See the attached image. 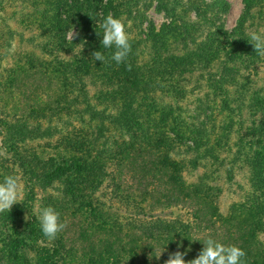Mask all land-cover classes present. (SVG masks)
<instances>
[{
  "label": "rangeland",
  "instance_id": "rangeland-1",
  "mask_svg": "<svg viewBox=\"0 0 264 264\" xmlns=\"http://www.w3.org/2000/svg\"><path fill=\"white\" fill-rule=\"evenodd\" d=\"M112 1L115 17L130 25L126 30L140 65L150 68L153 61L167 55L177 57L178 61L186 60L180 76L177 71L172 73L167 84L161 82L156 93L150 92V96H144L146 92H143L135 104H140L150 139L165 141L157 145L161 151L158 149L155 153L153 164L172 145L169 157L161 159L166 163L160 166L164 176L173 177L182 189L189 185L196 189L204 179L212 188L208 194L216 202L219 214L223 217L229 214V217L231 209L254 192L256 171L264 170V127L260 128L264 123V58L256 55L253 47L244 49L246 53H239L240 57L234 60L227 53L235 50V38H247L248 32L264 29V0H251L252 7L242 23L244 0ZM62 2L0 0V153H3L0 181L6 175L19 176L23 200L11 209L20 213L0 218V264H21L22 261L38 264L40 256L46 258L42 249H46L44 241L48 238L35 232L39 224L37 216L62 186L58 181L47 188L40 183H29L28 179L34 178L27 173L25 165V162L30 164L29 156L45 158L48 169L50 160L67 144L63 136L74 128L82 130L81 140L90 143L99 140V146L104 141L110 145L113 141H130V133L122 124L102 118L104 113L116 112L118 107L125 106L119 86L109 83L105 87L95 77L76 71V52L56 48L58 34L54 25L58 15L71 14L62 7ZM68 33L70 37L75 30ZM212 46L218 49L210 60L204 57V63H189L199 59L193 56L194 51L199 55L200 50ZM81 49L79 46L77 50ZM178 61L172 60V63ZM28 86H34L35 96L30 100L36 96L41 98L38 103L41 108L36 112L25 110ZM88 103L100 112L103 110L102 115L91 119V111L86 108ZM19 121L27 122L32 128L38 124L43 128L53 127L43 139H34V134L26 132L24 142L10 140L5 144L8 127ZM10 145L19 149L18 161L22 164L15 161V149L9 150ZM125 178L115 173L114 181L108 180L97 191V197L107 203L113 201L114 207L120 210L129 207V211H136L140 205H129L121 195V192L125 194L124 188L118 187L125 183ZM160 194L163 192H157L158 196L146 193L147 198L141 200V205L149 206L147 202L153 199L151 202L156 205L153 214L166 218L164 222L193 220L191 207L160 200ZM253 229L255 240L264 249V226L261 231ZM40 237L43 241L38 242ZM30 238L35 243L32 240L31 246H26L24 243ZM15 251L28 261L21 259L16 263ZM80 260L72 258L68 264H81Z\"/></svg>",
  "mask_w": 264,
  "mask_h": 264
},
{
  "label": "trees",
  "instance_id": "trees-1",
  "mask_svg": "<svg viewBox=\"0 0 264 264\" xmlns=\"http://www.w3.org/2000/svg\"><path fill=\"white\" fill-rule=\"evenodd\" d=\"M244 1L246 9L241 15L240 23L252 7L251 0ZM62 7L71 14L58 15L54 25L58 34L56 48L59 51L76 52V71L91 75V78L95 77L105 87L109 83L119 86L122 90L121 100H125V106L122 109L118 107L117 113H104L102 118L122 124L130 133V141H113L112 145L104 141L99 146V140L92 143L86 139L81 140L82 130L74 128L63 136L67 144L56 158L50 160L48 169L45 158L29 156L30 164L25 162V165L27 173L34 177L28 179L29 183L32 185L40 183L47 188L58 181L62 186L57 196L49 198L46 207H54L60 213L61 221L66 223V227L56 239L44 241L47 246L45 250L42 249V253L46 252V258L40 256L38 264H68V260L72 258L81 259V264H164L175 251L185 252V259L191 260L196 258L204 247L202 241L195 239L203 240L209 237L226 245H237L244 249L245 264H264V249L255 240V233L252 231L253 228L261 231L264 226V170H257L253 177L254 192L250 193L238 207L231 209L229 217V214L223 217L219 214L216 202H213L208 194L212 188L203 181L204 179L196 185V189L194 185L182 189L181 183L175 181L173 177L164 176L161 167L166 166V163L162 160L169 157L172 145L167 146L166 155L163 158L158 156L159 160L153 164L156 160L155 153L158 149L161 151L157 145L165 141L153 142L150 139L149 126L146 127L142 121L140 104L137 106L135 104L143 92H146L144 96H150V92L156 93V88L161 82L167 84L168 76L172 73L177 71L180 76L185 69L183 64L186 60L178 61L177 57L167 55L159 57L157 61H153L155 62L153 66L146 68L145 65H140L137 54L132 51L124 63L117 64L111 59L115 47L104 49L101 44L103 29L100 25L109 13L112 12L111 14L115 16L113 1L73 0L70 3L69 0H63ZM72 29L75 33L69 37L68 32ZM216 29L219 30L218 27ZM236 30L238 31V27ZM97 32L101 35L98 36ZM233 43L235 50L227 53L231 57L230 60L240 57L239 53L245 54L244 49L253 47L246 37L235 38ZM79 46L82 47L81 50H77ZM208 48L200 50L199 55L194 51L193 56L200 60H192L189 63L192 65L204 63V57L210 60L218 48L214 46ZM94 51H101L105 55L104 63L92 58ZM172 60L178 62L172 63ZM177 81H180V78ZM27 95L28 106H25V110L36 112L41 108L38 104L41 98L36 96L30 100L35 96L34 86H28ZM86 108L91 111V119L95 115L101 116L104 112L93 108L90 103ZM163 115L167 116L166 113ZM29 127L32 128V125L25 121L10 124L6 133L8 137L5 135V144L10 143V140L24 142L26 132L34 134V139H43L50 135L49 128L53 126H47V129L40 124L32 129ZM261 127H264V123ZM96 136L91 138L96 139ZM12 148L15 149V161L22 164L23 162L18 161L21 157L19 149L10 145L9 150ZM67 153H71L72 156ZM152 158L155 159L152 161L150 160ZM115 173L126 177L125 183L118 187L124 188L125 194L121 192V195L123 199H127L129 205L130 203L140 205L135 208L136 211H129V207L128 210H120L114 207L113 201L107 203L97 197V191L106 186L108 180L114 181ZM159 191L163 192V195L160 194V200L168 199L171 204L180 203L191 207L193 220L164 222L166 218L153 214L156 208L151 202L153 199L147 202L149 206L141 205V200L147 198L146 193L149 196H156ZM16 212L20 213L6 211L0 218H6ZM35 232L42 235L40 223ZM42 238L40 237L38 242L43 241ZM32 240L30 238L24 244L31 246ZM74 252H77L75 256H71ZM13 254L14 260L17 259L16 263L21 259L27 260L21 254H17V251ZM159 254L161 256L157 259L156 256ZM5 260L8 262L7 258H3V261ZM21 264H24V261Z\"/></svg>",
  "mask_w": 264,
  "mask_h": 264
},
{
  "label": "clouds",
  "instance_id": "clouds-1",
  "mask_svg": "<svg viewBox=\"0 0 264 264\" xmlns=\"http://www.w3.org/2000/svg\"><path fill=\"white\" fill-rule=\"evenodd\" d=\"M100 27L103 29L101 40L103 48L112 49L114 46L115 51L112 53L111 59L117 64L124 63L132 52L131 36L126 30L130 25L126 26L121 18L109 13L103 19ZM97 35L101 34L97 32ZM247 39L253 46L256 55L264 58V29L248 32ZM92 58L102 63L106 60L105 55L101 51H94ZM128 67L130 70L131 65ZM0 155H3V153H0ZM21 202L23 200L20 177L17 175H6L0 181V213L10 212L14 204ZM26 219H28L27 216ZM37 219L40 223L42 235L49 240L56 239L58 234L66 227V223L61 221L60 213L52 206L40 209ZM195 240H200L204 244L203 249L196 258L186 260L185 252L175 251L169 255L164 264H245L246 252L237 245H226L211 237L203 240L197 238ZM160 256L161 254L157 255L156 258L159 259Z\"/></svg>",
  "mask_w": 264,
  "mask_h": 264
}]
</instances>
